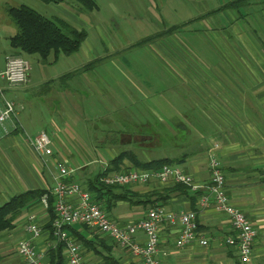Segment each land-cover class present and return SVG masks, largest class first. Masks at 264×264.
Instances as JSON below:
<instances>
[{
  "label": "crops",
  "instance_id": "crops-1",
  "mask_svg": "<svg viewBox=\"0 0 264 264\" xmlns=\"http://www.w3.org/2000/svg\"><path fill=\"white\" fill-rule=\"evenodd\" d=\"M191 1L196 5L194 16L180 26L187 23L199 25L193 30L195 35H200V32L208 34L207 31H211V36L215 35L218 40L219 50L212 49L206 43L190 44V51L196 53V56H192L189 61L171 60L180 87L182 84L186 89L185 96L177 86L173 89L171 98L160 91L150 97L141 90L131 92L129 87L128 90L124 88V93L120 95L97 92L109 110L117 112L122 106L128 109V133L118 130L112 120L104 118L102 123L105 130L110 133L116 131L118 134L115 138L109 134L97 140L110 143L111 148L128 147L125 151L133 153L142 162L163 157L179 158L180 162L176 166L192 174L194 180L200 184H207L209 181L207 153L214 145H218L216 155L225 173V191L230 201L244 211L257 231L251 261L248 264H264V0H241L236 6L229 5L240 0ZM2 31L0 25V34ZM11 31L13 30L5 32L8 35L6 37L9 47L8 39L13 35L9 34ZM84 41L75 53L84 51ZM211 53L215 54V59ZM23 54H17L11 47L0 49V70L4 69L8 55ZM60 55L69 58L72 54H59L54 58L55 61L59 60ZM92 61L96 63L86 69L85 65ZM99 62L100 56L83 66L67 64L64 72L57 78L62 83V88L55 98H58L62 110L63 107L73 109L80 105L82 95L79 87L98 91V82L89 71ZM29 70L28 64V72ZM62 76L65 77L61 78ZM30 81L31 74L28 73L26 84ZM55 81L49 74L40 73V80L36 83L39 85ZM7 90V87H4V92L0 95V107L3 106V100H9L14 102L15 112L0 123V199L5 202L11 196L29 189L52 190L58 174L55 162L61 157V162H68L53 146L51 157L38 155L32 146L34 138L42 131L52 137L58 127L53 122L50 132L46 129L29 136L21 116L22 102L16 103L8 99L4 94ZM49 93L50 91H47L45 97ZM45 99L47 101L48 98ZM136 107H144L157 117L161 128L156 132L150 131L151 135L141 134L145 130V124L134 119L138 117L136 115H142L139 111L132 112L131 109L136 110ZM182 129L187 131L183 140ZM160 133H163V136L167 133L168 136L162 138ZM169 139L176 142L172 145L173 148L185 150L184 153L177 156L145 157L150 153V149L160 147L162 141ZM169 146L165 145L164 148ZM123 162L128 169L138 168L129 159H124ZM103 163L105 168L108 163ZM75 179L76 175L73 173L69 180ZM163 186L165 185L128 186V193L147 201L150 199L148 203L132 205L127 201H117L111 206L109 214L119 223H126L145 217L147 212L156 206L173 212L196 211L200 234L208 240V244L202 246L195 241L178 248L175 246L176 227L163 224L159 227L157 255L162 263L239 264L237 249L224 242L226 237L233 235L229 218L218 212L213 204L207 207H201L199 204V196L205 189L192 191L186 186L187 190L175 192L164 201H156V195L151 194ZM30 216L35 218L41 228V234L33 239V244L36 249L44 251V262L49 264L48 251L55 249L61 242L45 227L49 214L42 204L24 210L13 220L12 229L15 230L16 226L20 228L15 251L19 241L31 238L25 229ZM68 226H65V230L69 235L76 239L92 241V249L83 250L86 264H106L103 258L105 256L119 264H142L129 251L120 248L95 228L80 223ZM10 229L0 231V237ZM97 235L111 246L109 251L96 239ZM136 238L143 241L145 237L143 233H137ZM63 255L66 258L65 249ZM0 264L24 263L21 259L14 260L4 250L3 241H0Z\"/></svg>",
  "mask_w": 264,
  "mask_h": 264
},
{
  "label": "rangeland",
  "instance_id": "rangeland-1",
  "mask_svg": "<svg viewBox=\"0 0 264 264\" xmlns=\"http://www.w3.org/2000/svg\"><path fill=\"white\" fill-rule=\"evenodd\" d=\"M94 1L97 8L88 10L76 0H61L56 4H47L41 0H0V25L3 29L0 34V49L10 48L5 32L12 29L9 34H14L17 31L6 13L7 6H28L51 20L63 19L74 27L85 30L87 34L82 45L85 47L84 51L72 54L69 58L60 55L59 60L55 61L53 54H50L46 61H42L37 54H23L30 66L28 73L31 74V81L17 86L3 84L8 89L4 93L8 99L16 103L22 102L21 116L29 136L46 129L50 132L55 122L58 128L55 135L50 136L51 147L66 157L68 162L65 165L72 168L76 175V179L72 181L82 185L86 177L104 168L103 162L109 163L108 160L112 157L128 149L119 146L111 148L110 143L97 140L109 134L115 138L118 134L116 131L110 133L105 130L102 123L104 118L112 120L118 130L128 133V109L122 106L117 112L109 110L97 92L120 95L124 93V88L128 90L129 87L131 92L141 90L150 97L160 91L171 98L173 89L177 86L185 96L186 89L182 84L180 87L171 60L189 61L192 56H196V53L190 51V44L206 43L217 50L220 46L216 36H211V31L195 35L193 30L199 25L187 23L180 26L194 16L196 5L191 0ZM211 54L215 59V54ZM98 56L101 57V62L95 65L93 71H89L98 82V91L79 87L82 95L80 105L73 109L63 107L62 110L58 98H55L62 88L58 76L64 72L67 64L83 66ZM40 73L49 74L56 81L38 85L36 82L40 80ZM47 91L51 95L49 93L45 97ZM44 97L48 98L47 101ZM63 104L62 101L61 105ZM131 110L142 114L134 117L139 123L145 124V130L141 134L151 135L150 131L156 132L161 128L157 117L146 111V108L136 107L137 111ZM160 135L162 138L168 136L167 133L165 136L163 133ZM181 135L183 140L187 136L186 129H182ZM173 141H162L160 147L150 149L145 157L177 156L184 153L185 150L173 148L172 145L176 143ZM165 145L170 146L164 148ZM4 202L0 199V206ZM19 229V226L15 230L11 228L0 237L4 250L14 260L20 259L17 247L15 251Z\"/></svg>",
  "mask_w": 264,
  "mask_h": 264
},
{
  "label": "built area",
  "instance_id": "built-area-1",
  "mask_svg": "<svg viewBox=\"0 0 264 264\" xmlns=\"http://www.w3.org/2000/svg\"><path fill=\"white\" fill-rule=\"evenodd\" d=\"M27 75V61L20 55H8L4 69L0 70V95L4 92L3 84L10 86L24 84L27 81ZM14 112V102L3 100V106L0 107V123L6 121ZM51 143L50 135L42 131L34 138L32 146L38 155L51 157L53 155ZM217 148L218 145H214L207 153L210 173L207 184L197 183L192 174L176 165H164L156 170L120 169L104 175L101 181L116 187L182 184L192 191L204 188L205 191L199 196L200 206L207 207L213 204L218 212L229 218L233 235L226 237L224 242L237 249L238 259L242 264H248L251 261L257 231L244 211L230 201L225 191L226 178L216 155ZM55 168L58 174L56 185L51 193L55 196L56 217L52 223V230L58 241L64 243L67 264H86L81 244L65 230V226L75 223L85 224L105 234L120 248L138 258L142 264H163L157 256L159 227L163 224L176 227L175 246L178 248L195 241L202 246L208 244V240L200 234L196 211L173 212L156 206L137 221L119 223L100 204L93 201L92 194L85 185L69 180L74 172L72 168L61 161L55 162ZM42 205L47 208L45 197H43ZM25 229L31 238L19 241L17 252L20 259L24 264H46L44 251L36 249L33 244V239L40 236L41 228L32 216L29 217ZM137 233H143L145 237L143 241L136 238Z\"/></svg>",
  "mask_w": 264,
  "mask_h": 264
},
{
  "label": "trees",
  "instance_id": "trees-1",
  "mask_svg": "<svg viewBox=\"0 0 264 264\" xmlns=\"http://www.w3.org/2000/svg\"><path fill=\"white\" fill-rule=\"evenodd\" d=\"M45 3H59L61 0H41ZM88 10H93L97 7L94 0H76ZM241 3L236 1L229 6H236ZM6 13L11 21L17 27L16 33L9 37V45L15 49L17 54H37L42 61H46L50 54L57 58L59 54H73L80 48L81 43L86 38L85 30L78 29L63 19L51 20L41 15L34 9L25 6H7ZM96 61H92L85 65V68L92 67ZM66 76V75H65ZM62 76L61 78H64ZM124 159H129L134 166L147 169L156 170L164 165H176L180 162L179 158L163 157L152 159L149 161H139L137 157L129 151H121L115 157L109 160L105 168L97 172L94 176L87 178L84 185L94 197V201L101 205V207L109 213L111 206L117 201H127L132 205H139L148 203L150 199L145 200L138 198L133 193H128V188L109 186L101 181V178L113 171L128 168L123 162ZM187 190L185 185L172 184L165 185L159 189H155L151 195H156V201H164L168 199L175 192H183ZM45 197L47 201V211L49 220L45 227H47L51 234L52 223L56 217L54 211L55 196L48 189H29L11 196L6 202L0 206V231L12 228L13 220L18 217L24 210L29 209L41 203L42 198ZM152 202V201H151ZM83 226H87L82 224ZM67 227V226H66ZM70 227V226H68ZM71 236V235H70ZM82 246V249H92V241L84 239H76ZM96 239L109 251V246L106 241L98 235ZM64 243H59L55 249L48 251L49 264H66L67 260L63 255ZM106 264H119L112 260V258L103 257ZM238 261V260H237ZM241 264L240 261H238Z\"/></svg>",
  "mask_w": 264,
  "mask_h": 264
}]
</instances>
